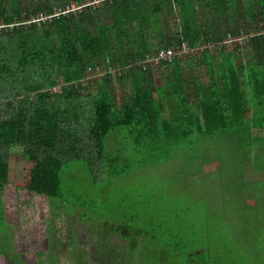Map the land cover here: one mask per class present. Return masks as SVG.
Instances as JSON below:
<instances>
[{"label":"trees","instance_id":"obj_1","mask_svg":"<svg viewBox=\"0 0 264 264\" xmlns=\"http://www.w3.org/2000/svg\"><path fill=\"white\" fill-rule=\"evenodd\" d=\"M83 1L0 0V254L11 247L2 193L20 155L30 165L26 189L49 200L51 215L92 239L106 235L102 245L93 240L100 250L86 264H246L240 247L264 251V32L229 51L223 42L245 27L264 31V0ZM182 44L195 53L143 63ZM202 66L207 82L196 74ZM98 68L104 74L92 78ZM88 87L94 95L82 93ZM181 141L182 188L199 192L198 204L182 194L178 211L158 187L113 182L167 161ZM214 161L221 192L204 199L211 176L201 168ZM84 169L92 179L79 177ZM174 213L182 220L167 224ZM222 216L245 218L253 242L213 243L208 220L225 227Z\"/></svg>","mask_w":264,"mask_h":264},{"label":"rangeland","instance_id":"obj_2","mask_svg":"<svg viewBox=\"0 0 264 264\" xmlns=\"http://www.w3.org/2000/svg\"><path fill=\"white\" fill-rule=\"evenodd\" d=\"M99 1L100 0H84L83 2L97 6V4H100ZM246 1L249 5V0H245V4ZM70 4L69 10L73 11L79 8L76 7L74 1ZM40 17L41 16H39V18ZM102 17L104 22L109 21V19L104 17V15ZM171 21L175 23L176 19L174 18ZM260 26H253L251 29L245 27L243 31L239 32V34L234 36L232 35L229 41L225 38V41L223 42L225 50L229 51L236 44H242L243 39L246 36L264 32L263 29H259ZM0 27H2V25H0ZM171 31L176 33L177 28L172 27ZM198 47H200V45H198ZM210 52L213 54V48ZM242 62L245 63L246 60L243 59ZM160 71L164 72L161 68L153 73V80L157 85L161 83ZM196 71L197 76L201 77L204 82H207L208 75L206 68L202 66ZM103 74L104 70L98 68L97 73L94 76L99 77ZM86 80H83L82 83L86 84ZM115 84L117 85L118 83ZM93 86L94 85L91 87ZM91 87H88V90L85 89L82 93L86 94L91 92V94L94 95L95 89H91ZM56 89L58 90V87H56ZM115 89L116 90L114 91L116 95H120L119 88L116 87ZM257 132L264 135V129ZM129 146H133V144H129ZM204 146L205 145H203L202 148H204ZM111 151H113L112 147ZM173 151L174 153L171 152L172 156H170L167 161L148 166L146 164L143 167L135 168L128 176L113 178L112 180L120 189L138 190L139 188L142 189L144 186L150 188H154V186L158 187L160 192L163 193L165 197L174 201L173 203L175 204L173 206L175 208L178 204L180 209H182V194H185L183 199L184 204H188L191 201L198 204L197 199L201 198H195V193L199 192H193L190 186H184L182 188V162L183 164L188 163L186 156L182 152V141L179 148L176 147ZM130 153L131 151L128 152V154ZM132 156L136 155L133 153ZM163 156L167 155L163 154ZM218 165V162L214 161L213 163H208L201 168L202 175L209 174L211 176L209 179L207 178L202 182V186H208L206 188H209V193L205 192L204 195L202 194V198L204 199L209 197L207 194L211 195L212 193L220 190L219 188H216L215 191L213 187L214 184L219 182V179L213 176V173L216 171ZM29 168L30 165L26 164L25 160L20 155L11 156L9 180L2 193L4 218L8 224V230L11 233V236H9L11 247L7 255L0 254V264H86L85 260L89 261L91 258H87V256L89 257V254H91L93 258V255L98 253L100 250L95 247L93 240H96L99 245H102V243L106 242V235L100 234L92 239L91 236H93V233H87L84 229L81 230L75 228V226L67 222V220L65 223L61 222V220L58 221L53 215H51L49 200L41 196H35L26 189V184L29 178ZM192 169L195 171L197 167H193ZM202 175L199 174L200 177ZM261 176L262 174L258 173L252 174V178L258 181L261 180ZM79 177L85 178L86 180L92 179V175L86 169L79 173ZM158 181L162 184L159 185V183H157ZM67 183L69 182L67 181ZM262 197H264V195ZM253 202V198L248 199L247 205L252 206ZM217 203L218 202L214 201V204ZM177 210L179 211V209ZM69 218L70 216H67L66 219L69 220ZM222 218L225 222V227H221L222 222L220 221H218L219 224L216 226V220H208V223H210L213 229L211 234L214 233V237L216 239H211L213 243H218L221 236H223L222 241L227 237L231 245H237L241 242H253V238H246L247 235L250 234L245 226L247 223L245 218L240 219L239 221L229 220L224 216H222ZM174 219L182 220V217L181 215L174 213L170 215L168 220L166 219V223L169 224V222ZM54 220L55 222H53ZM49 223L53 226H48ZM78 225L80 226L82 224L80 223ZM226 228L228 230H226ZM161 231L164 236L167 235L165 227L164 229L162 228ZM232 233H235L234 239ZM3 240L2 243L5 244V242L8 241V238H4ZM238 252L242 253L247 259L246 264H264V251H256V254L253 251H248L245 247H240ZM106 258H108V255H106Z\"/></svg>","mask_w":264,"mask_h":264},{"label":"built area","instance_id":"obj_3","mask_svg":"<svg viewBox=\"0 0 264 264\" xmlns=\"http://www.w3.org/2000/svg\"><path fill=\"white\" fill-rule=\"evenodd\" d=\"M231 35L227 36L228 41L230 40ZM234 40V39H232ZM196 49H188L186 44H182L180 47H162L152 54H146L144 56V64L148 65L151 68L157 67L161 64V62H170L174 57H182L190 56L192 53H195ZM194 51V52H192ZM143 64V65H144ZM97 70V69H96ZM92 76V75H91ZM94 76V74H93ZM92 76V77H93Z\"/></svg>","mask_w":264,"mask_h":264},{"label":"clouds","instance_id":"obj_4","mask_svg":"<svg viewBox=\"0 0 264 264\" xmlns=\"http://www.w3.org/2000/svg\"><path fill=\"white\" fill-rule=\"evenodd\" d=\"M160 49V48H159Z\"/></svg>","mask_w":264,"mask_h":264}]
</instances>
